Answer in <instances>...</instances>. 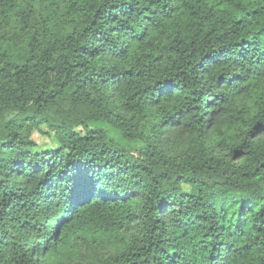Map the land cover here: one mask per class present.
<instances>
[{
    "label": "trees",
    "instance_id": "trees-1",
    "mask_svg": "<svg viewBox=\"0 0 264 264\" xmlns=\"http://www.w3.org/2000/svg\"><path fill=\"white\" fill-rule=\"evenodd\" d=\"M0 264H264V0H0Z\"/></svg>",
    "mask_w": 264,
    "mask_h": 264
},
{
    "label": "rangeland",
    "instance_id": "rangeland-1",
    "mask_svg": "<svg viewBox=\"0 0 264 264\" xmlns=\"http://www.w3.org/2000/svg\"><path fill=\"white\" fill-rule=\"evenodd\" d=\"M109 130V133L111 134V136L115 139L118 138V135L116 132L112 131L110 128H107ZM42 130L45 131L46 128L42 127ZM33 139L37 142V144L41 147H45V146H53V142L51 139L50 135L41 133V132H35V134L33 135ZM130 147H133L135 149L139 148L140 145L135 142V143H131Z\"/></svg>",
    "mask_w": 264,
    "mask_h": 264
}]
</instances>
